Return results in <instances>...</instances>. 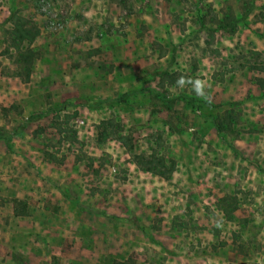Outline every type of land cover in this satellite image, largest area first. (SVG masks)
I'll use <instances>...</instances> for the list:
<instances>
[{"label":"rangeland","instance_id":"rangeland-1","mask_svg":"<svg viewBox=\"0 0 264 264\" xmlns=\"http://www.w3.org/2000/svg\"><path fill=\"white\" fill-rule=\"evenodd\" d=\"M253 1L216 29L243 2L0 0V80L25 92L0 109L30 147L28 185L0 197V264H264V0ZM12 13L36 34L26 81ZM223 34L236 36L229 51ZM108 118L135 154L161 143L171 172L100 143Z\"/></svg>","mask_w":264,"mask_h":264},{"label":"trees","instance_id":"trees-1","mask_svg":"<svg viewBox=\"0 0 264 264\" xmlns=\"http://www.w3.org/2000/svg\"><path fill=\"white\" fill-rule=\"evenodd\" d=\"M243 2V13L238 14V16L230 18L228 15L223 16L220 19H217L214 17L212 19V22H217V27L216 29H226L228 26L235 25L239 22H243L246 20V18L251 14L253 9L256 7L254 4L253 0H240ZM12 21L13 27L10 29L11 32V46L18 51V56H19V61L20 64L23 66V69L26 73V77L22 78V74L20 72L16 73V76L21 77L23 81L28 80L29 76L31 75L32 72V66L34 64L36 55L35 51L32 49L31 44L33 43L36 34L32 31L30 26H27V21L20 16L16 15L15 13H12L10 18ZM233 19V20H232ZM204 16L199 15V22L201 25H204ZM234 29L231 28L230 32H233ZM253 68H259L258 66H255ZM175 80V79H174ZM127 100V95L122 94L118 97H113V98H107L104 100H99V101H94V102H80L75 105L77 106H84L87 108L95 109L98 107H101L104 102H125ZM68 104V103H66ZM70 104V103H69ZM75 114V113H74ZM34 115L31 114L28 116L29 120L34 119ZM100 126L102 129L99 130L98 132V141L100 143L104 142L108 138H116L118 139L122 145L129 151L132 159L134 162L140 167L141 169L145 171H149L161 176H165L168 173L171 172L173 169L172 167H167L165 164V159L164 156L156 154L158 151V148L162 146V144H157L156 147L152 150V152L149 155H145L142 153L135 154L133 153V143L132 139L128 138L123 131V126L119 123H115L112 118H108L103 120L100 123ZM216 130L219 131L220 127L215 124ZM229 148L236 153H239L240 150L237 149L234 145H229ZM255 167L258 169V171H261L259 168V165L255 164Z\"/></svg>","mask_w":264,"mask_h":264},{"label":"crops","instance_id":"crops-1","mask_svg":"<svg viewBox=\"0 0 264 264\" xmlns=\"http://www.w3.org/2000/svg\"><path fill=\"white\" fill-rule=\"evenodd\" d=\"M223 37H225L226 44L218 43V48L223 51L224 48L227 49L228 44H236V36H226V34H223ZM224 39V38H223ZM233 42V43H232ZM263 44H259L255 46L254 50H261V48H264V42H261ZM224 46V47H223ZM226 46V47H225ZM229 49V48H228ZM227 49V51H229ZM261 52V51H260ZM256 65H259V62L256 61ZM230 68V67H229ZM203 71V70H202ZM229 71V70H228ZM226 70V73H228ZM232 74V72H231ZM228 76V74H227ZM226 76V77H227ZM7 78V77H6ZM10 79V78H7ZM227 85L230 84L229 79H226ZM9 81L3 79L0 80V107L7 108L9 106V103L7 101L12 98L18 99V101H21L20 99L24 96V89L22 90V87H19L17 90L10 89ZM18 88V87H15ZM4 114L2 113L0 109V197L6 198L7 192L11 190L13 185H28L26 182L25 176L27 175V172L29 170L28 165L26 164V157L27 153L30 152V147L26 144L24 140H22V134L21 132H14L10 133L7 129L8 124L3 118ZM25 154V156H24ZM45 165H49V162H43V164H38L37 170H39V167H44ZM53 167H50V170H52ZM28 216V215H24ZM17 217V216H16ZM20 217V216H18ZM6 221L4 217L0 218V221Z\"/></svg>","mask_w":264,"mask_h":264}]
</instances>
